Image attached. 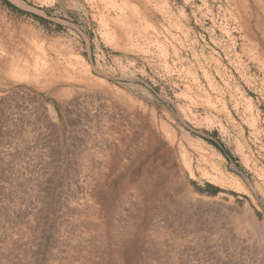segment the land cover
<instances>
[{"label": "rangeland", "instance_id": "obj_1", "mask_svg": "<svg viewBox=\"0 0 264 264\" xmlns=\"http://www.w3.org/2000/svg\"><path fill=\"white\" fill-rule=\"evenodd\" d=\"M0 264H264V0H0Z\"/></svg>", "mask_w": 264, "mask_h": 264}, {"label": "bare ground", "instance_id": "obj_2", "mask_svg": "<svg viewBox=\"0 0 264 264\" xmlns=\"http://www.w3.org/2000/svg\"><path fill=\"white\" fill-rule=\"evenodd\" d=\"M13 60H14V59H13ZM11 62H12V61H10V63H11ZM12 63H13V62H12ZM12 63H11V64H12Z\"/></svg>", "mask_w": 264, "mask_h": 264}]
</instances>
